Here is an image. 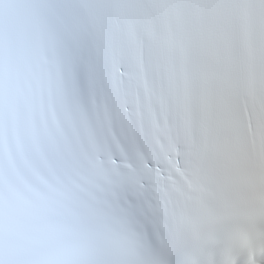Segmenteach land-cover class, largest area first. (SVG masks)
<instances>
[{
  "label": "snow or ice",
  "instance_id": "snow-or-ice-1",
  "mask_svg": "<svg viewBox=\"0 0 264 264\" xmlns=\"http://www.w3.org/2000/svg\"><path fill=\"white\" fill-rule=\"evenodd\" d=\"M0 264H264V0H0Z\"/></svg>",
  "mask_w": 264,
  "mask_h": 264
}]
</instances>
